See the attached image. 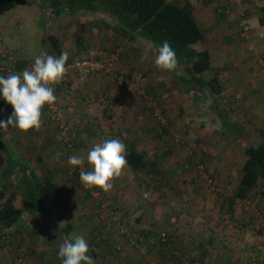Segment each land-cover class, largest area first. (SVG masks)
<instances>
[{"label":"rangeland","instance_id":"1","mask_svg":"<svg viewBox=\"0 0 264 264\" xmlns=\"http://www.w3.org/2000/svg\"><path fill=\"white\" fill-rule=\"evenodd\" d=\"M28 2L30 5L16 6L0 16V66L5 67V74L8 70L22 73L29 63H34L40 52L49 54L50 36L60 41L69 56L73 53L70 50L71 45L75 46L73 28L68 29L69 19L65 14L56 18L43 0ZM89 17L90 21L92 17ZM245 34L253 35L247 31ZM113 37V32L109 31V38H102L104 46L110 51L118 44L115 53L127 57L121 62L113 52L110 53L109 74L113 73L109 75V86L115 74L113 88L117 87L125 95L126 102L131 103L130 108L124 111L115 109L111 104L113 92L110 90L109 111L104 115L102 106L93 110L90 117L89 107L85 109L79 105L74 112L75 118H69L57 98L59 108L53 104L56 107L53 108L56 110V113L52 112L53 117L50 113L52 105H47L51 149L45 146L48 136L42 131L35 135L29 131L28 136L12 126L7 130L0 129L4 141L0 140V186L5 179L3 176L9 177L13 169L8 162L14 153L21 163L24 161L23 165L35 172L33 175L41 180L49 176L57 183L58 191L53 202L47 201V210L50 207L51 212H48L56 214L59 206L65 205L69 210L73 206L79 212H71L73 225L78 224L77 230L67 238L61 232L59 238L55 228L63 227L64 222L55 217L47 218L45 214H40L39 221L25 215L12 229L28 234L38 245L42 240L47 245V241L54 238L56 241L57 237L60 246L74 234L82 235L89 248L97 250L95 264H109L106 254L109 248L116 257L118 253L120 258L127 255L131 264L144 258L148 264H190L191 259L194 260L192 264H264V175L258 193L250 203L238 202L231 211L228 210L229 199L241 175L245 159L243 150L264 145V110L258 103L245 107L248 96L262 92L261 89L255 90L256 86L259 87V79L239 76L242 75L240 68H233V61L225 63L218 57V63L222 62V67L226 68L225 73L231 74L230 77H217L218 84L233 91L223 106L226 107L221 109L216 98H211L204 87L193 90H186L182 85L174 87V80L178 77L154 66L155 51L149 46L143 43L138 46V41L135 45L129 44L127 40H114ZM93 39L91 43L95 41ZM90 42L84 38V47L91 49L93 44ZM245 43L236 37L230 47L246 48L250 53ZM95 44L101 45L99 41ZM18 61L22 62L19 66ZM260 64L264 67V61ZM211 65L210 79L223 73L214 67L213 60ZM121 71L130 73L129 79L133 78V82H125L128 87L121 86V76L117 75ZM160 82L165 84L161 88L158 86ZM150 90L154 91L155 99L149 96ZM79 92L71 97L78 95L80 101L87 103L86 96ZM8 108L11 116L12 106ZM43 112L47 113V109ZM0 114V121L9 118L1 110ZM207 115L209 117L205 118ZM69 120L80 123L72 127ZM68 121L70 124L65 126L64 122ZM108 135L129 146L133 141L136 150L156 165L147 168L150 171L147 175H133L125 167L109 192L95 187L85 188L79 179L81 169L70 166L68 157H85L84 170H91L86 161L87 152L94 144L106 141ZM65 141L71 146L68 147ZM57 153H62L59 159ZM37 157L41 162L36 161ZM19 189L20 184L16 186V192ZM10 190L8 195L15 192L13 188ZM20 199L17 193L14 204L19 208L22 207ZM146 231L153 232L155 237L143 238L141 233ZM163 236L171 237L172 244L163 249L165 254L159 258L151 244ZM105 246L108 248L102 251ZM131 256H134L133 260ZM53 257L58 263L57 255Z\"/></svg>","mask_w":264,"mask_h":264},{"label":"trees","instance_id":"2","mask_svg":"<svg viewBox=\"0 0 264 264\" xmlns=\"http://www.w3.org/2000/svg\"><path fill=\"white\" fill-rule=\"evenodd\" d=\"M43 1L48 5L50 13L54 17L59 18L62 14H65L66 19H69L68 29L73 28L71 33H74L73 42L75 49H86L83 37L86 28L85 23L88 22L89 15L95 18L97 16L99 18L102 17L103 19L100 20L102 21L101 24L104 30L112 31L115 36L113 37L114 40H127L129 44L134 45L139 40L153 51L167 40L175 50L179 61L178 68L170 72L172 76L173 74H177L178 77L176 81L174 80V87L182 85L184 88L186 87V90L187 88L193 90L195 88L199 89V87L203 89L204 87L210 92L211 98L216 97L220 93L216 78L210 79L209 74L212 69L210 56L201 46L204 41V33L193 17V9L190 4L177 5L168 0ZM19 5H30V3L28 0H0V16ZM258 15L259 25L264 27V6L258 9ZM48 40L50 45L48 50L54 56L59 57L64 52L60 41L53 36H50ZM118 48L119 45L117 44L114 49L109 51V56L113 52L117 60L119 57V61L122 62L127 56L115 53ZM72 60L71 58L68 59L67 64H70ZM119 73L117 75L121 76V86L128 87V84L125 82L127 80L133 82V78L129 79L130 73ZM164 85L163 82H160L158 86L161 88ZM149 96L155 99L156 95L153 90L152 92L151 90L149 91ZM0 106L6 115L9 116L10 108L8 107L10 104L6 103L3 98H0ZM1 136L0 140H2ZM126 146L127 169L133 175L150 174L147 168L152 167L155 163L148 162L145 155L136 150L133 141L130 142V146ZM12 154L13 157H10L8 164L13 169L9 177L3 176L5 179L0 186V227L11 228L21 221L25 215L33 216L35 221H39L40 214H45L46 217L52 216L64 222L63 227L55 228L56 233L58 232L61 235L62 232L66 235L65 238L70 236L78 227V224L76 226L73 225L72 222L74 220L71 216V212L77 210L73 206L69 210V207L62 205L57 207V209L55 208L56 214L50 213V207L47 210V201L51 200L53 202L55 193L58 191L57 183L49 176L41 180L36 174L33 175L35 172L30 171L23 165L24 161L22 159L23 163L17 159L14 153ZM16 154L18 155L19 153ZM243 156L245 159L241 167L238 186L233 191L231 199H229V211L238 202L250 203L257 195L261 178L264 175V145L249 146L243 150ZM36 161L41 162L40 157H37ZM18 184H20V189L19 192H16ZM11 188L15 189V192L12 195H8ZM17 193H19L21 198L22 207L20 208L14 204ZM52 206L54 207L53 203ZM77 213L79 212L77 211ZM141 236L143 238L148 236L153 238L155 234L151 231H146L142 232ZM171 244V237L163 236L161 238L157 237L156 241L152 242L151 247H153L152 249L156 247V250L161 249V256L165 251L163 249ZM190 261L194 263L193 259Z\"/></svg>","mask_w":264,"mask_h":264},{"label":"crops","instance_id":"3","mask_svg":"<svg viewBox=\"0 0 264 264\" xmlns=\"http://www.w3.org/2000/svg\"><path fill=\"white\" fill-rule=\"evenodd\" d=\"M168 1L175 3L177 5L188 3L192 6L193 17L196 23L199 25V27L202 28L201 30L204 33V41L203 44H201V46L208 52L211 63L213 60L214 67L215 68L218 67V69H220V71L223 72L221 74L219 73L217 75H213V77L216 78V82L220 92L215 98L217 100V104H219L221 109L226 107L223 106L225 102L229 100V97L231 96L233 91L221 87L218 84L220 81L217 80V77L220 76L230 77L231 76L230 72L225 73L226 68L222 67L223 66L222 62L228 63V61H233L231 66L236 69L240 68L242 75L239 76H243L245 79L255 76L256 78L259 79L258 81H260V83L258 84L259 87L256 86L255 90L261 89L262 92L258 95L251 94L253 96L251 95H250L251 97L248 96V98L245 99V107L250 108L253 107L255 103H258L259 107H261L264 110V96H263L264 67H262V64H260L264 61V27H261L258 22V16H259L258 9L264 6V1L263 0H168ZM100 19L103 18L102 17L99 18L98 16L96 18L92 17L90 21L87 20L88 22L85 23L86 28L84 32V38H87L89 42L94 40L93 38H95V41H93V43L90 42L91 45L93 44L91 49L85 47L86 49L84 50H78L75 49V46L71 45L70 50H72L73 53L69 56V59L71 58L72 60L74 57L86 53L87 56L90 54L89 57L94 56V59H91L92 62L100 63L105 67L109 66L110 69L111 63H109L110 61L109 50L102 43L103 41L102 38H106V37L109 38V31L104 30L101 24L102 21ZM242 24L244 27L243 26L238 27L241 26ZM93 29L95 33H93ZM246 31L247 33L252 32L253 35L248 36L247 34H245ZM236 37L239 38L240 41H244L247 43V50L250 53L246 52V48L240 50L241 48L238 46L237 47L234 46V48L230 47L231 42L234 41ZM256 37H259L260 40H258ZM70 40L72 41V38ZM96 41H99L101 45L100 46L96 45L95 44ZM138 42H139L138 46H140L141 42L139 40ZM224 43L225 45L227 43L228 44L226 46H223ZM66 51L67 50H64V52ZM49 54L53 55V53L51 54V52H49ZM218 57L219 59L223 58L221 63H218V59H217ZM21 63L22 62L18 61V66ZM32 64L33 63H29L27 69L31 67ZM121 66L122 65H120L119 70L121 69ZM3 67L4 66H0V71H2L1 73L2 76L7 77L9 74L14 73V72H10L11 70H8L7 74L3 73L6 71L5 67L4 68ZM122 71L120 73L117 72V74L118 73L122 74ZM111 73L113 72H110V74ZM110 74H109V70L108 71L106 70L102 73L89 74L87 76L82 77L81 79L77 78V76L75 75H72L68 78L66 82H61L60 84L55 85L54 86L55 95L57 94L56 95L57 98L60 99V101L62 102L59 106L62 107L64 112L67 113L66 115L68 117L70 116L69 118H75L74 112L76 111L75 109L79 105H81L85 109L89 107L88 111H90L89 114L90 117L92 115L93 110H96L97 107L99 108L100 106H102L103 109L102 115H104L106 111H109V91L111 90L113 92V100H111V104H113V106H115V109L117 110L118 109L120 111L127 110L128 108H130L129 105L131 103L126 102L127 98L124 97L125 95L117 87L113 88L115 74L112 76V80L110 83L111 85L109 86ZM173 76H177V74H173ZM118 84L120 85L119 81ZM79 90H80L79 94L81 93L83 96H86L85 100H87V103H85L84 101H80L78 99L79 98L78 95L71 97V94H77ZM98 94L100 96L97 97ZM209 96H210V92H209ZM58 104L57 102H55L56 107ZM56 107H54L53 105L52 107H50L51 110L50 113L52 117H53L52 112L56 113V110H54L53 108ZM67 107L72 108V110L69 111ZM220 107H218V110H220ZM45 108L47 109V113L43 112L42 114L41 128L39 130H33L34 132L31 130V134L38 133V131H42L45 135L48 136V138H46L48 140V143L45 146L51 149V147L49 146L51 136H49L50 131L48 125L50 121L48 118V114L50 116V113L47 108V105H45L43 111ZM58 108L59 107H57V109ZM0 110L2 112H5L1 106H0ZM11 110H12L11 112L12 115L14 109L12 108ZM207 117L209 116L208 115L205 116V118ZM69 121L71 124L69 123ZM69 121L64 122V125L70 124L73 127L74 125H79L80 123V122H76L75 120H69ZM26 134H28V132L25 133L24 135ZM29 135L30 134H28V136ZM106 139L109 140L112 138H110L108 135L106 136ZM15 140L18 141L19 139H15ZM20 141L21 140H19V142ZM27 141L28 139L25 141V143H27ZM68 141H65V143H67L66 145L70 147L71 144H68ZM27 146L28 144L26 145V147ZM75 230H77V228ZM58 235L59 234L57 232L56 236ZM57 239L58 238L56 237V241ZM56 241L54 238L53 241H47L48 243L46 245L45 240H42L40 241L41 245H38V244H34L35 241H32V238L28 234L23 235L21 231L17 230V228L12 229L11 227L8 228V230H6V228L0 227V264H60L61 259L59 258L58 255L60 246L57 245ZM107 248L108 247L105 246L102 249V251H105V249ZM90 249L91 248H89V250ZM154 250L157 254V257L159 258L162 257V255L160 256L159 249L156 250L155 247ZM96 252L97 250L91 249L88 252V255H90L94 259L97 257ZM106 254L109 256L108 257L109 264H131V260L129 261L130 258L127 255L126 258L124 257L120 258L118 256L119 255L118 253L116 257L113 249L109 248V252ZM53 255H57L58 263L54 262ZM131 257L133 260L134 256ZM45 260L46 262H44ZM104 264L107 263L104 262ZM134 264H148V263L146 261V258H144V259H136Z\"/></svg>","mask_w":264,"mask_h":264},{"label":"clouds","instance_id":"4","mask_svg":"<svg viewBox=\"0 0 264 264\" xmlns=\"http://www.w3.org/2000/svg\"><path fill=\"white\" fill-rule=\"evenodd\" d=\"M154 51V66L158 70L171 72L178 68L176 52L167 40ZM68 59V52H62L57 57L42 51L35 56L30 69L7 77L0 76V98L14 109L6 121H0V129L7 130L12 126L27 133L41 128L43 108L55 104L57 97L54 86L60 84L68 73ZM61 155L57 153V159ZM86 161L91 170H84L85 157L82 156L71 155L67 163L81 169L79 179L85 188L95 187L109 192L113 188V181L121 176L127 166L126 145L120 139L96 143L87 152ZM88 252L86 239L74 234L60 245L58 255L61 264H95Z\"/></svg>","mask_w":264,"mask_h":264},{"label":"built area","instance_id":"5","mask_svg":"<svg viewBox=\"0 0 264 264\" xmlns=\"http://www.w3.org/2000/svg\"><path fill=\"white\" fill-rule=\"evenodd\" d=\"M67 66H69V71L62 82H66L72 75H75L77 77H84L89 74L102 73L106 70H109V66L105 67L100 63L92 62L91 57H89V55L87 56L86 53L74 57L72 62H70V64H67ZM30 68L31 67H29L28 69Z\"/></svg>","mask_w":264,"mask_h":264}]
</instances>
